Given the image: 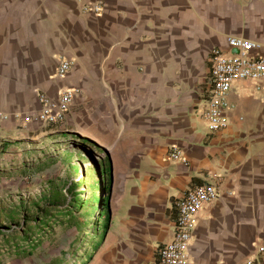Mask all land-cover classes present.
I'll use <instances>...</instances> for the list:
<instances>
[{
  "label": "crops",
  "instance_id": "crops-1",
  "mask_svg": "<svg viewBox=\"0 0 264 264\" xmlns=\"http://www.w3.org/2000/svg\"><path fill=\"white\" fill-rule=\"evenodd\" d=\"M86 1L103 4L101 16L83 13ZM229 37L264 54V0H0V153L21 165L27 149L68 143L87 161L97 155L98 172L111 165L113 196L110 176L92 185L112 197L100 264L153 260L173 235L176 202L208 183L221 196L199 215L192 260L264 264V99L239 83L229 125L211 132L203 119L211 54ZM61 60L71 63L64 79ZM63 90L76 94L62 122L16 119ZM173 148L188 165L171 160Z\"/></svg>",
  "mask_w": 264,
  "mask_h": 264
},
{
  "label": "rangeland",
  "instance_id": "rangeland-1",
  "mask_svg": "<svg viewBox=\"0 0 264 264\" xmlns=\"http://www.w3.org/2000/svg\"><path fill=\"white\" fill-rule=\"evenodd\" d=\"M26 115L29 114H22ZM6 155L1 150L0 233L21 235L28 223L40 220L50 208H66L75 196L86 199L95 190L92 185L98 180L96 165L100 164L97 155H90L91 160L87 161L68 143L58 149L48 144L42 152L27 149L21 154V165L8 162ZM111 171L110 165L105 172L107 177ZM83 232L79 235L75 225L61 227L55 223L42 234L41 238L46 239L35 253L19 257L0 253V264H100L109 236L108 222L103 234L90 227ZM2 243L0 239V246Z\"/></svg>",
  "mask_w": 264,
  "mask_h": 264
},
{
  "label": "built area",
  "instance_id": "built-area-1",
  "mask_svg": "<svg viewBox=\"0 0 264 264\" xmlns=\"http://www.w3.org/2000/svg\"><path fill=\"white\" fill-rule=\"evenodd\" d=\"M84 1V0H81ZM81 10L85 14L101 16L104 7L101 3L86 1ZM260 46L250 40L240 37H229L226 50L214 49L210 59V90L203 108V119L207 129L217 132L229 125L228 114L231 111L229 96L239 83L252 86L259 99H264V54L258 52ZM237 51V54H233ZM71 70V63L61 60L56 69L55 77L64 79ZM76 92L63 90L56 99H50L44 94L38 96L40 110L26 116L17 115L24 125L33 121L53 125L64 120L70 110ZM8 115L0 114V123L8 120ZM172 161L188 165L187 159L177 149L170 154ZM108 165L106 170L109 169ZM113 181L112 196L116 187V175L111 171ZM107 195V194H106ZM221 196L220 189L215 183L197 185L186 196L176 202V221L173 235L167 243L159 247L153 260L145 264H196L190 256L191 239L196 228L200 213ZM112 207V197L107 199ZM259 255L264 256V243L255 247ZM245 264H253L248 260Z\"/></svg>",
  "mask_w": 264,
  "mask_h": 264
},
{
  "label": "trees",
  "instance_id": "trees-1",
  "mask_svg": "<svg viewBox=\"0 0 264 264\" xmlns=\"http://www.w3.org/2000/svg\"><path fill=\"white\" fill-rule=\"evenodd\" d=\"M107 166L108 164L98 172L97 178L100 185L105 183ZM73 184L71 185L73 186ZM100 187H98V190L95 189L92 192V196L86 199L81 195L75 196L74 200L66 208L60 210H56L58 209L56 207L50 208L40 220L28 223L21 235L17 232H1L0 239L3 240V243L0 246V253L9 254L10 256L16 255L17 257L32 255L43 244V240L46 239V237L41 238L42 234L55 223L61 227L75 225L79 235L84 233L83 231L86 227L92 228L96 233L103 234L108 222L106 216L108 202L103 197L107 194L105 189L101 191L99 190ZM96 193L97 195H95Z\"/></svg>",
  "mask_w": 264,
  "mask_h": 264
},
{
  "label": "water",
  "instance_id": "water-1",
  "mask_svg": "<svg viewBox=\"0 0 264 264\" xmlns=\"http://www.w3.org/2000/svg\"><path fill=\"white\" fill-rule=\"evenodd\" d=\"M233 54H237V51H233Z\"/></svg>",
  "mask_w": 264,
  "mask_h": 264
}]
</instances>
